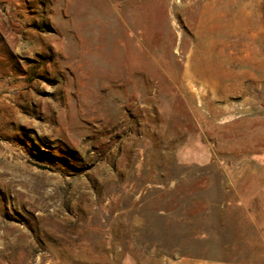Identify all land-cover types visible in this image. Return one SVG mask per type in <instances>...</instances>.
I'll list each match as a JSON object with an SVG mask.
<instances>
[{
    "label": "rangeland",
    "instance_id": "374dc122",
    "mask_svg": "<svg viewBox=\"0 0 264 264\" xmlns=\"http://www.w3.org/2000/svg\"><path fill=\"white\" fill-rule=\"evenodd\" d=\"M0 264H264V0H0Z\"/></svg>",
    "mask_w": 264,
    "mask_h": 264
}]
</instances>
